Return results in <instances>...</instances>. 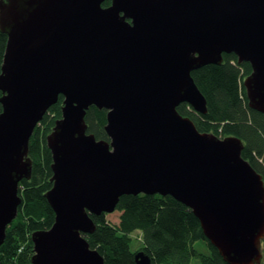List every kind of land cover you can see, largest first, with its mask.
<instances>
[{
  "label": "water",
  "instance_id": "water-1",
  "mask_svg": "<svg viewBox=\"0 0 264 264\" xmlns=\"http://www.w3.org/2000/svg\"><path fill=\"white\" fill-rule=\"evenodd\" d=\"M103 1L0 0V246L31 175L30 136L62 95L46 136L54 221L31 233L32 264H104L84 236L90 214L140 193L191 209L227 264H260L261 175L238 137L199 131L177 106L206 113L191 71L233 53L251 67L249 107L264 113V0ZM92 105L107 109V140L87 132ZM134 259L152 264L142 250Z\"/></svg>",
  "mask_w": 264,
  "mask_h": 264
},
{
  "label": "trees",
  "instance_id": "trees-1",
  "mask_svg": "<svg viewBox=\"0 0 264 264\" xmlns=\"http://www.w3.org/2000/svg\"><path fill=\"white\" fill-rule=\"evenodd\" d=\"M110 3L111 0H104L102 6ZM6 41L7 35L0 31V66ZM222 57L219 65L207 64L191 71L205 97L206 113L195 112L187 103L179 104L177 110L189 117L201 132H211L221 138L238 137L243 143L241 156L264 181V113L249 107L243 86L251 67L248 62L239 63L233 53H223ZM62 105L63 96L59 95L30 136L31 175L19 182L21 203L15 218L6 227L0 246V264H32L31 233L48 229L54 221V212L44 195L52 186V155L46 136L61 116ZM106 116L107 109L90 106L85 114L87 132L97 139L107 140ZM115 210L120 211L118 223L108 221L105 213L90 214L96 227L92 233L84 235L90 247L102 255L104 264H136L134 254L140 250L150 257L152 264H189L193 258H198L200 264H227L204 236L191 209L169 195H122ZM137 230L140 244L133 249L131 234ZM198 240L206 242L209 253L195 248ZM261 246L264 254V239Z\"/></svg>",
  "mask_w": 264,
  "mask_h": 264
},
{
  "label": "rangeland",
  "instance_id": "rangeland-1",
  "mask_svg": "<svg viewBox=\"0 0 264 264\" xmlns=\"http://www.w3.org/2000/svg\"><path fill=\"white\" fill-rule=\"evenodd\" d=\"M119 215H120V211L118 210H114L113 212L110 213H106V219L108 221H110L111 223H118L119 220ZM139 236H140V231H134L131 234V240H130V245L131 248H135L136 245L140 244L139 241ZM194 246L197 250H199L200 252L203 253H209V248L206 244V242L204 240H198L194 243ZM262 260L261 263L264 264V254H262ZM189 264H200V261L198 258H193Z\"/></svg>",
  "mask_w": 264,
  "mask_h": 264
}]
</instances>
